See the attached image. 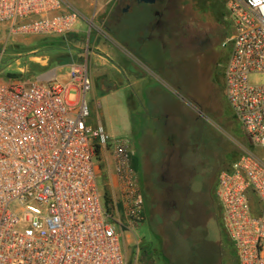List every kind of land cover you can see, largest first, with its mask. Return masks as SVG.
<instances>
[{
    "label": "built area",
    "instance_id": "obj_1",
    "mask_svg": "<svg viewBox=\"0 0 264 264\" xmlns=\"http://www.w3.org/2000/svg\"><path fill=\"white\" fill-rule=\"evenodd\" d=\"M222 1L233 27L223 88L246 141L218 173L214 198L237 263L264 264V83L249 81L264 75V0ZM81 16L68 0H0L12 36L65 37ZM68 64L66 82L0 69V264H127L125 241L142 221L130 140L89 124L87 58ZM104 152L109 207L97 185Z\"/></svg>",
    "mask_w": 264,
    "mask_h": 264
},
{
    "label": "rangeland",
    "instance_id": "obj_2",
    "mask_svg": "<svg viewBox=\"0 0 264 264\" xmlns=\"http://www.w3.org/2000/svg\"><path fill=\"white\" fill-rule=\"evenodd\" d=\"M68 1L80 11L82 16L75 23L73 32L66 37L12 36L5 25H0V69L4 76L21 75V78L26 81H35L41 72L56 68L58 80L66 82L69 72L68 63L73 60L83 59L85 61L87 58L91 79L95 83L92 90L86 95L92 117L97 123L100 122L103 125L106 132H114L117 139L130 140L133 151L132 166L137 174L143 197L142 221L137 227L135 235H130L125 241L126 249L124 250L127 264H152L153 261L154 264H166L164 261L158 259L152 261L150 258L152 252L156 254L160 252V242L156 241L155 234L160 236L164 251L167 250L166 240H168L169 249L173 252L172 263L175 261V264H184V262L185 264H195L199 258L197 252H193L195 247L193 246L191 249V241L196 243L203 230L201 228L191 230L177 221L169 222L160 216L158 208L155 209V213L151 217L147 193L141 184V172L135 166L136 142L143 144L144 141L145 146H148V154H158L154 146L157 139H161L164 126L157 125L156 130L154 119L151 120L152 116L155 117L158 114L150 109L149 105H147L148 112L144 111L142 101L132 92L127 78L121 76L127 90L105 95L102 91L109 84L97 78V64L90 52L93 50L97 52L96 48L99 43H115L125 51L126 55L129 52V35L127 37L116 35L106 28V19L116 0L112 2L108 0ZM202 3H207L206 8L210 9L213 18L209 12H201L198 5L192 1L188 5L190 20L198 22L205 19L209 22L215 19L218 24H221L222 29H226L227 39L232 34L233 27L229 22H226L227 11L224 2L222 0H202L200 4ZM225 40L220 41L217 49L218 53L223 55L224 61L207 63L205 60L189 57L180 50H174L172 53L174 58L172 56L165 57L164 62L157 61L158 63H154L152 66L156 74L165 76V81L183 98L185 103L177 111L180 116L178 123L187 126L188 135L194 139L193 144L196 146V149L189 153L186 160L202 164L200 170L206 174L201 183L202 191L195 192L196 204L192 215L195 221L207 222L210 240L218 242L221 238L222 241L215 251L212 250V255L215 252L214 257L211 258L212 264H238L231 240L222 227L221 213L215 198L214 204L218 215L211 205L212 183L216 173L218 176L221 170L227 168L238 158V143L246 141L245 132L235 120L224 93L223 66L230 52L229 46H223ZM122 58L124 59V57ZM40 60L45 61L46 64L40 66L37 62ZM166 63L168 64L165 67ZM36 64H39L40 67L37 65L38 68H34L33 66ZM113 64L120 70L124 67L117 58L113 60ZM26 66L28 68L23 69V72L19 70ZM111 66L112 64H109L107 68L109 69ZM249 81L252 84H262L264 75L252 74ZM102 96L103 98H101ZM68 101L74 104L78 102L77 92L73 88L68 94ZM132 122L136 125L135 133L131 132V127L129 128ZM140 126L141 130L137 132ZM170 126L172 131L178 132V125L175 121H172ZM131 134L135 139L128 137ZM159 145L160 141L156 147ZM149 147L153 150H150ZM100 166L101 173L97 178V185L105 197L107 207H109L111 186L109 185L108 171L112 165L108 163L105 152L100 157ZM208 203L211 205L210 209ZM219 221L221 234L218 228ZM190 236L191 238H188ZM210 250L208 248L200 249L199 256H208Z\"/></svg>",
    "mask_w": 264,
    "mask_h": 264
},
{
    "label": "flooded vegetation",
    "instance_id": "obj_3",
    "mask_svg": "<svg viewBox=\"0 0 264 264\" xmlns=\"http://www.w3.org/2000/svg\"><path fill=\"white\" fill-rule=\"evenodd\" d=\"M192 1L198 5L201 12H208L206 11L207 3L200 4L202 0H156L153 4L140 3L139 0H116L106 19V28L116 35L127 37L130 32L132 13L140 9L147 16L148 28L152 33H156V35L152 34L151 38L162 40L171 56L174 50L179 49L185 52V55L205 60L207 63L224 61L223 55L218 53L217 49L220 41L226 39V31L215 19L209 22L205 19L198 22L190 20L188 5ZM209 13L213 18L212 12L209 11ZM209 80L211 82L212 77ZM172 121L167 118L162 124L164 129L161 132L160 145L158 149H155L158 152L157 155L148 154L141 146L136 154V163L141 172V184L146 190L148 204L150 203L149 215L152 217L155 209L158 208L160 216L169 222L177 221L191 230L201 228L203 230L201 237L196 243L191 241V249L195 247L193 252H197L199 258L195 264H212L211 258L215 253L212 255V250L215 251L216 247L222 244L221 238L218 242L210 240L207 222L195 221L192 215L196 204L195 192L202 191L201 183L206 174L200 170L202 164L186 160L189 153L196 149L193 144L194 139L188 135L187 126L179 124L177 135V132L170 129ZM169 129L170 132H168ZM150 150L153 149L150 148ZM216 181L217 173L212 183L211 205L218 215L214 204ZM211 205L208 203L209 209ZM220 226L219 221L218 228L221 234ZM154 236L156 241L160 242V252L150 254L152 261L158 259L166 264H175V261L171 262L173 252L169 249L165 234L163 233L166 238L164 240L168 244L165 251L161 246L160 236L156 234ZM203 248L211 249L208 256H199L200 249Z\"/></svg>",
    "mask_w": 264,
    "mask_h": 264
},
{
    "label": "crops",
    "instance_id": "obj_4",
    "mask_svg": "<svg viewBox=\"0 0 264 264\" xmlns=\"http://www.w3.org/2000/svg\"><path fill=\"white\" fill-rule=\"evenodd\" d=\"M208 9H206V11L209 12L210 9ZM131 19L132 20L130 22L129 28L130 32L128 42V55H126L125 51L118 47L115 43L111 42L108 44L104 42L99 43L96 48L98 51L96 52L93 50L90 52L91 56L94 58V61L97 64V78L102 79L103 82L108 83L110 86L108 87L107 85L102 93L105 95L107 93H113L115 91L127 90L126 86L124 85V80L121 78V76L125 79L127 78L129 80V85L132 89V92H134V94L138 96L142 101L145 109L144 111L148 112L149 109L147 108V105H149L150 109H153L155 113L158 114V116H152L151 119H154L155 129L159 125L161 127L163 122L167 118L175 121L177 125H179L180 122L178 123V121L180 120V116L177 114V111L180 107H182L183 104H185L183 98H181L177 94V92L168 84V82L165 81V76L156 74V71L152 67L154 66V63L164 62L163 59L165 57L170 58L171 54L164 46L162 40L151 38V35H156V33H152L150 28H148V24L146 21L147 16L142 10L136 9L132 13ZM175 51H179V49H176ZM122 57H124V59ZM116 58L120 60L122 67L124 66L122 70H120L115 64H113V60ZM172 58L174 57L172 56ZM37 62H39L40 66L46 64V62L43 60ZM39 64L37 65L39 66ZM109 64H112V66L108 69L107 66ZM167 64L168 63H166L164 66L166 67ZM27 68L28 67L26 66L20 68L19 70L23 72V69ZM50 71H55L57 73L56 68H51L46 72H41L36 80H44L46 74ZM92 83L93 85L95 84L93 81ZM101 98H103V96ZM89 124L95 128L101 127L104 133L112 139L118 138L114 132H106L103 125L100 122L97 123L95 121L91 114V108ZM130 127L132 129L131 132L135 133L134 130H136V125L132 122L131 125H129V128ZM138 128L139 129H137V132H140L141 126ZM128 137L134 138L133 134ZM159 141L160 138H158L155 142V149H158V146L156 147V145ZM136 146L137 151L141 146L143 150L148 152V146H145L144 141L143 144L140 142H136ZM136 166L138 168L137 163Z\"/></svg>",
    "mask_w": 264,
    "mask_h": 264
},
{
    "label": "trees",
    "instance_id": "obj_5",
    "mask_svg": "<svg viewBox=\"0 0 264 264\" xmlns=\"http://www.w3.org/2000/svg\"><path fill=\"white\" fill-rule=\"evenodd\" d=\"M66 37V36H65ZM60 38H63V37H60ZM70 63V62H69ZM34 68H38L37 67V64L35 65V66H33ZM9 76H13V77H21V75H9ZM100 153H99V150H98V155H99ZM135 166H136V157H135ZM136 168H137V166H136ZM137 170H138V168H137ZM231 247H232V245H231ZM183 264V263H182ZM184 264H185V262H184Z\"/></svg>",
    "mask_w": 264,
    "mask_h": 264
},
{
    "label": "water",
    "instance_id": "obj_6",
    "mask_svg": "<svg viewBox=\"0 0 264 264\" xmlns=\"http://www.w3.org/2000/svg\"><path fill=\"white\" fill-rule=\"evenodd\" d=\"M156 0H139L140 3L144 4H153L155 3Z\"/></svg>",
    "mask_w": 264,
    "mask_h": 264
}]
</instances>
